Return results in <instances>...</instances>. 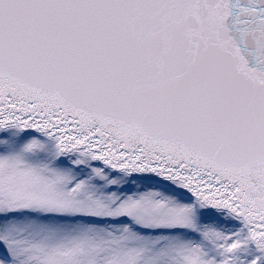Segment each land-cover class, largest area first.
Listing matches in <instances>:
<instances>
[{
    "label": "snow or ice",
    "instance_id": "snow-or-ice-1",
    "mask_svg": "<svg viewBox=\"0 0 264 264\" xmlns=\"http://www.w3.org/2000/svg\"><path fill=\"white\" fill-rule=\"evenodd\" d=\"M0 264H264V0H0Z\"/></svg>",
    "mask_w": 264,
    "mask_h": 264
}]
</instances>
